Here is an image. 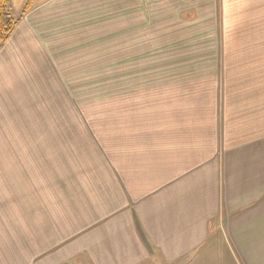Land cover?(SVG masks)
<instances>
[{"label":"crops","instance_id":"obj_1","mask_svg":"<svg viewBox=\"0 0 264 264\" xmlns=\"http://www.w3.org/2000/svg\"><path fill=\"white\" fill-rule=\"evenodd\" d=\"M26 2L0 46V264H264V0ZM113 86L118 115L81 128Z\"/></svg>","mask_w":264,"mask_h":264},{"label":"rangeland","instance_id":"obj_2","mask_svg":"<svg viewBox=\"0 0 264 264\" xmlns=\"http://www.w3.org/2000/svg\"><path fill=\"white\" fill-rule=\"evenodd\" d=\"M115 79H118V77ZM109 96H110V99H108L107 102L96 103L94 105L95 106L94 109L96 111V114H95L94 119H90V123H89V120H86V119L80 120L81 128L84 126H94L95 123L93 121L95 119H96V121H98L100 118L105 119V115L106 116H108L109 114H110V116L118 115V111H119V102H118L119 87L118 86L111 87L110 92H109ZM108 112H110V113H108ZM81 132H85V130L81 129ZM87 132H88V130H87ZM85 135H87V134H85ZM81 136H83V135L81 134Z\"/></svg>","mask_w":264,"mask_h":264},{"label":"trees","instance_id":"obj_3","mask_svg":"<svg viewBox=\"0 0 264 264\" xmlns=\"http://www.w3.org/2000/svg\"><path fill=\"white\" fill-rule=\"evenodd\" d=\"M34 0H27L24 10H27ZM10 0H0V46L3 45L13 32L17 20L13 19L8 12Z\"/></svg>","mask_w":264,"mask_h":264}]
</instances>
